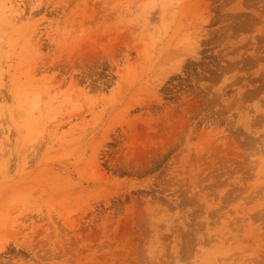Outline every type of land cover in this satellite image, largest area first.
<instances>
[{"label": "rangeland", "instance_id": "374dc122", "mask_svg": "<svg viewBox=\"0 0 264 264\" xmlns=\"http://www.w3.org/2000/svg\"><path fill=\"white\" fill-rule=\"evenodd\" d=\"M0 264H264V0H0Z\"/></svg>", "mask_w": 264, "mask_h": 264}]
</instances>
